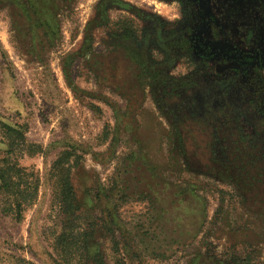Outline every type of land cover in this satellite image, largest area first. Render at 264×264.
Listing matches in <instances>:
<instances>
[{
	"label": "rangeland",
	"instance_id": "1",
	"mask_svg": "<svg viewBox=\"0 0 264 264\" xmlns=\"http://www.w3.org/2000/svg\"><path fill=\"white\" fill-rule=\"evenodd\" d=\"M5 158L0 264H264V0H0Z\"/></svg>",
	"mask_w": 264,
	"mask_h": 264
},
{
	"label": "trees",
	"instance_id": "2",
	"mask_svg": "<svg viewBox=\"0 0 264 264\" xmlns=\"http://www.w3.org/2000/svg\"><path fill=\"white\" fill-rule=\"evenodd\" d=\"M7 129L12 132L13 134H15L17 137H20L21 138V141H23V134L21 133V131L14 127V126H6ZM11 136H14L11 134ZM62 160H58L56 165L57 166H60L62 163ZM55 165V166H56ZM9 169H10V166L9 165H6V158L4 159V163L1 164L0 166V192L1 194H6V193H13L14 192V189H17L18 187V182L14 181L13 178H12V173L9 172ZM62 173V175H64V178H62V182H61V187H62V195H64L66 198H68L70 196V193H72V186L69 182V178H68V174L67 172H65V168L63 167L60 171ZM63 177V176H61ZM19 189V187H18ZM18 208H20V204L19 202L17 201L16 204H15V208L16 210H18ZM74 235H71L69 238L66 237L67 240H70V241H74L73 239H75L76 241V238H73ZM83 237H84V244H86L87 240L85 239L86 237V234H81V237H78V239L80 241L83 242ZM86 247V246H85Z\"/></svg>",
	"mask_w": 264,
	"mask_h": 264
}]
</instances>
